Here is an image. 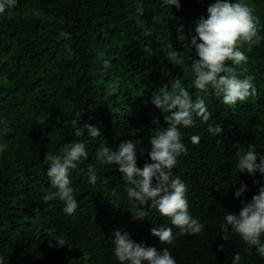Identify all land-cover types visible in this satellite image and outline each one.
<instances>
[{
	"label": "trees",
	"instance_id": "1",
	"mask_svg": "<svg viewBox=\"0 0 264 264\" xmlns=\"http://www.w3.org/2000/svg\"><path fill=\"white\" fill-rule=\"evenodd\" d=\"M212 2L179 0L177 10L162 6V0H17L0 14V143L7 145L0 153V256L5 264H119L113 255L116 230L144 246L167 247L176 264H231L236 253L240 264H264L231 229L228 241L220 238L226 211L238 214L240 199L250 200L264 186V175L236 168L238 148L251 144L264 155V0H243L259 20L261 40L241 46L248 57L243 75L254 77L256 92L235 105L193 86L191 64L198 57L188 43ZM62 31L70 38L60 36ZM173 50L180 52L178 65L168 60ZM99 52L111 65L106 70ZM176 80L193 101L203 97L211 114L207 123L194 116V126L180 127L188 152L172 170L187 186L189 213L205 225L199 235H181L147 205L140 219L139 205L127 194L131 185L116 165L96 159L104 146L115 151L122 142L140 141L137 167L151 163L150 137L167 126L164 117L170 115L151 101L161 86L170 89ZM116 81L117 91L110 95L107 86ZM84 124L96 126L100 136L91 137ZM209 124L220 125L221 133L210 134ZM192 135L200 136L198 144L191 143ZM77 141L85 144L88 158L70 170L78 207L68 215L58 199H43L55 191L44 157L62 154L66 144ZM90 164L97 170L94 185L86 174ZM241 183L247 191L236 198ZM159 226L172 227V245L151 234ZM59 237L67 245L51 241L50 247V239Z\"/></svg>",
	"mask_w": 264,
	"mask_h": 264
},
{
	"label": "clouds",
	"instance_id": "2",
	"mask_svg": "<svg viewBox=\"0 0 264 264\" xmlns=\"http://www.w3.org/2000/svg\"><path fill=\"white\" fill-rule=\"evenodd\" d=\"M17 0H0V14L5 13L7 8L14 7ZM162 6H175L180 9L179 0H162ZM140 14H143L141 8ZM207 15L201 16L194 27L188 44L194 49L196 57L191 64V72L194 75L193 86L203 93L211 89L215 95L222 97L225 105H235L245 101L256 92L252 83L254 77L244 76L248 57L241 51V46L258 44L261 40L259 20L253 14L254 9L247 3L233 2V0H214L207 7ZM182 32V26L178 28ZM60 36L70 38V34L61 32ZM184 39L183 35L178 37ZM70 51V49H69ZM98 57L103 62L106 70L111 65L104 59L105 53L99 52ZM179 51L168 53V60L178 65ZM231 62L228 66L227 62ZM238 68L240 71L238 72ZM243 76V78H240ZM118 81L109 82V94L117 91ZM151 103L158 109L170 113L164 117L166 127L160 128L150 137V151L147 155L151 163L145 162L142 168L137 167L136 147L140 141H125L119 144L115 151L109 147H102L96 153V159L107 164H114L127 180L131 187L128 188V197L139 205L137 216L140 219L146 215L144 206L154 209L161 216L167 217L172 226L179 230L181 235H199L205 225L198 219L193 218L188 210L186 198L187 186L179 178L172 176L178 157L186 155L188 149L182 142L180 127L190 128L194 126V116L207 123L210 113L207 110L205 100L197 96L195 101L189 91L176 80L169 89L168 85L159 88L153 96ZM82 112L78 113L80 120ZM76 121H74V127ZM91 137L100 136V130L89 124H84ZM207 131L218 136L222 129L220 125H208ZM75 135L80 137L83 132L77 127ZM192 144L200 142L199 135L190 137ZM7 148L6 144L0 143V153ZM236 168L239 172H247L254 175L259 172L264 175V155H259L253 145L249 144L246 149L236 152ZM88 158V152L83 142H72L65 145L62 154L47 153L44 161L48 164L47 177L55 191H49L44 201L59 200L63 204V211L72 215L75 213L78 203L74 195V188L69 179L70 170L75 169L78 163ZM259 161V163H257ZM96 167L88 165L87 176L90 184L97 182ZM155 181V184H153ZM247 191V186L241 183L234 192V197L241 198ZM241 208L238 214L226 211L224 223L221 224L223 241H228L229 230L238 235L247 246V249L255 248L261 258H264V186L258 188L250 200L240 199ZM151 234L158 238L159 243L172 245L175 239L172 227H152ZM114 239L113 255L119 264H176L175 258L167 247L157 250L154 246H144L133 241L127 231L116 230L112 233ZM58 246L67 245L63 237L50 239ZM223 245L218 250H223ZM241 256L234 254L231 264H240ZM0 264H5L0 256Z\"/></svg>",
	"mask_w": 264,
	"mask_h": 264
}]
</instances>
